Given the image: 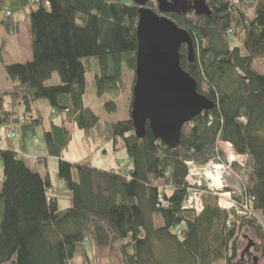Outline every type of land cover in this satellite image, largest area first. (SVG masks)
<instances>
[{"label": "trees", "instance_id": "1", "mask_svg": "<svg viewBox=\"0 0 264 264\" xmlns=\"http://www.w3.org/2000/svg\"><path fill=\"white\" fill-rule=\"evenodd\" d=\"M206 4L210 15H166L190 35L193 61L181 45L180 66L213 104L182 127L177 148L170 149L153 137L147 122L139 138L130 117L103 120L84 104L88 66L83 59L97 62L96 92L110 97L103 104L108 113L117 107L122 67L135 78L137 5L131 0H0V27L9 35L19 33L14 13L26 9L31 47L24 62L0 58L13 85L9 94H0V128L18 133L0 148V264H74L77 259L80 264H233L239 233L246 229L258 238L257 257L249 254L247 262L258 264V258L264 264V73L254 67L256 61L264 63V0ZM155 5L148 1V7L156 10ZM53 74L58 83L46 84ZM40 100L49 107L48 127ZM69 123L86 140L96 136L111 141L113 150L124 149L127 173L62 159L71 138ZM39 127L48 156L58 159L61 189L53 187L48 173L41 176L26 164L28 139ZM218 141L245 157L247 218H229L207 190L199 212L184 207L186 162L206 163ZM62 194L64 208L59 207Z\"/></svg>", "mask_w": 264, "mask_h": 264}, {"label": "water", "instance_id": "2", "mask_svg": "<svg viewBox=\"0 0 264 264\" xmlns=\"http://www.w3.org/2000/svg\"><path fill=\"white\" fill-rule=\"evenodd\" d=\"M138 6L136 64L130 118L137 137L145 123L153 137L170 149L177 148L182 127L208 111L213 104L196 90L195 80L180 66L179 49L193 61L192 40L166 15H210L206 0H131ZM239 264H246L240 262Z\"/></svg>", "mask_w": 264, "mask_h": 264}, {"label": "rangeland", "instance_id": "3", "mask_svg": "<svg viewBox=\"0 0 264 264\" xmlns=\"http://www.w3.org/2000/svg\"><path fill=\"white\" fill-rule=\"evenodd\" d=\"M156 9V5L154 6ZM250 14V11L247 12ZM0 33V44L3 42H6L7 39H12V46L8 49L10 56H12V61L10 63H21L26 61V59L21 58L19 55H23V53L19 54L16 50H13V47L18 50L16 47V41L14 42L15 37H9L6 33L1 31ZM236 41V40H235ZM23 52V50H22ZM5 59H8V55L4 56ZM1 58V56H0ZM1 60L4 62V60L1 58ZM21 61V62H19ZM5 63V62H4ZM83 63L86 65L87 68L85 71V95H84V104L91 107L96 113H98L103 120H108V121H117V120H124L128 119L130 117L128 113V102L130 98V88L132 83L134 82V78L132 73H130L124 66L121 69V79H122V85L120 87V91L117 93V96L114 98L117 103L116 110L113 113H108L105 108H104V103L105 100H110V97L107 96L106 94L103 96L97 95L96 92V87H95V75L99 73V68L97 65V62L94 58H85L83 59ZM255 69L257 71L264 73V63L261 61H256L254 63ZM58 80L55 74H53L52 78L46 82V84L51 85V84H57ZM13 90V85L11 84L10 80L7 78V75L0 64V94H9ZM11 98L10 95L5 97L6 101H9ZM39 107H40V114L44 118V127L49 126V107L45 105L43 100L38 101ZM22 120V119H20ZM58 119H53V121L57 122ZM22 122V121H20ZM68 127L71 130V138L68 143V146L63 150L62 152V159H71L74 161H79L80 163L87 164L92 167L96 168H101V169H114L117 173L120 174H126L127 173V165H128V156L127 153L124 149H117L113 150L112 149V142H102L98 137H91L87 138V140L84 138V134L81 132V130L74 124V123H69ZM5 130L3 132V135H0L2 138L0 141V146L7 144L8 140L15 139L18 137V133L14 130H7L6 128L2 127L0 130ZM8 133L14 134L12 138L7 139L5 136ZM36 136L39 137L40 143L38 138L33 137V140L31 141L32 137L28 139L27 142V148L28 152H40L43 150L44 147V136H43V129L41 127L37 128ZM36 138V139H35ZM35 140L37 141V144L34 142ZM100 140V141H99ZM4 142V144H3ZM14 143L16 144V140H14ZM33 143V145H32ZM39 143V145H38ZM36 150H34V146H37ZM217 150L219 152V159L220 162H226V153H224L225 148L224 146H217ZM215 154V151H214ZM25 156H28L25 154ZM29 157V156H28ZM33 161H36V155L30 156ZM215 161H218L216 156L214 157ZM245 160V157H243ZM48 160V173L51 177L53 185H59L60 183L63 185V182L58 178L57 176V164H58V159L57 158H51L47 159ZM208 162V161H207ZM207 162L204 164H196L192 161V166H187V175H191V173H194L198 177H188L190 183L193 180L196 183H199L196 187L195 190L192 191H197L198 194L195 195L197 199H200V202L202 203L201 200V195L202 191L207 190L212 192L213 194L216 193V185L211 182L210 179L206 177V173L208 170H206ZM242 163V161H241ZM217 164V163H216ZM234 164V163H233ZM236 165V163L234 164ZM217 166H220L221 168H224L225 170L227 169L224 163H218ZM238 167V166H237ZM232 172L229 175H225V173L222 175V186L226 185V188L224 190H227L228 188L235 189L237 188V183L235 181V173L237 171L236 168L232 166ZM190 171V172H189ZM223 171V169H222ZM245 174L246 171H242L240 174L242 182L245 181ZM225 177H227L225 179ZM187 178V177H186ZM220 181V180H219ZM218 181V183H219ZM186 182L188 183L187 179ZM189 184V183H188ZM217 184V183H216ZM244 184V183H243ZM233 185V186H231ZM231 186V187H230ZM190 187V186H189ZM207 187L211 188L212 190H209ZM191 188V187H190ZM232 189V190H233ZM192 191H189L190 193ZM233 193V192H232ZM217 197V203L219 200L218 195L214 194ZM60 201H59V207L64 208L67 205L66 198L67 196L62 194L60 195ZM195 205V204H194ZM197 205V203H196ZM219 206V205H218ZM233 210V209H231ZM242 216V215H240ZM243 218H247L246 216H242ZM258 238L256 237L254 231L252 229H246L243 230L239 233V238H238V246H237V256L235 260L233 261V264H239L240 262H244L246 264H250L247 261V258L250 254L251 257L255 258L257 255L254 252L255 244H257ZM248 250L247 253L245 251ZM256 263H260V260L256 258ZM3 264H11V262H5ZM74 264H80L79 259H77Z\"/></svg>", "mask_w": 264, "mask_h": 264}, {"label": "built area", "instance_id": "4", "mask_svg": "<svg viewBox=\"0 0 264 264\" xmlns=\"http://www.w3.org/2000/svg\"><path fill=\"white\" fill-rule=\"evenodd\" d=\"M5 14L8 15L9 11L8 9L4 10ZM22 119V118H21ZM14 136V134L12 133H8L6 134V138H12ZM1 137H0V141H1ZM36 139V138H35ZM34 142L35 144H37L38 140H35ZM224 146L225 151L224 153H226V162H220L219 159V152L217 150V146ZM1 148V146H0ZM215 154L213 153V156L208 160L207 162V166H206V170H208V172L206 173V177L208 179L211 180L212 183H214L216 186L215 191H217L216 195H218L219 200H218V205L220 208L224 209L225 211H227L229 213L228 217L231 218L233 215L236 217H240V215L242 216H246L249 217L251 215V212L249 211V199L250 197L245 195L244 193V185L242 182L243 180H241V178L239 177L241 172L245 170V160H244V156L238 155L237 153H235V151L233 150V148L231 147L230 144L228 143H224V142H216L215 145ZM218 159V161H215V157ZM242 161V163H241ZM218 163H224L226 166V170L224 168H221L220 166H217ZM236 163V165L234 164ZM192 161L186 162V165L192 166ZM232 166L234 168L237 169L236 173H235V181L237 183V188L235 187V189L231 188V189H227L224 190V188H226L225 186H222V175L225 173V175H229L232 172ZM238 166V167H237ZM223 169V171H222ZM190 172V171H189ZM187 181H188V196L187 199L185 200L184 203V207L188 208V209H193L196 212H199L202 209V203L200 202V199H197L195 195L198 194V190L197 191H192L195 190L197 186V184L194 182L193 180L189 181L188 177H198L197 175H195L194 173H191V175H187L186 176ZM227 177H225L226 179ZM220 180V181H219ZM219 181V183H218ZM217 183V184H216ZM191 188H190V187ZM233 186V185H231ZM230 186V187H231ZM209 190H212L211 188L207 187ZM233 189V190H232ZM189 191H192L191 193ZM233 192V193H232ZM197 203V205H196ZM195 204V205H194ZM233 209V210H231Z\"/></svg>", "mask_w": 264, "mask_h": 264}, {"label": "crops", "instance_id": "5", "mask_svg": "<svg viewBox=\"0 0 264 264\" xmlns=\"http://www.w3.org/2000/svg\"><path fill=\"white\" fill-rule=\"evenodd\" d=\"M25 10L26 9H24V10L22 9V10L17 11L16 13H14V19L20 20L19 33L17 35H9L7 33L6 34L9 37H15V39H16V40H14V42L16 41V47L18 48V50L15 49L14 47H13V50H16L18 52V54H19V51H21L20 53H23V55L20 54L19 56L21 58L29 60L31 58V47H30V37H29V19L25 15ZM1 31L4 32L2 27H0V33H2ZM10 46H12V39H7L6 42H4V43L2 42L0 44V56L4 60L5 63H10L12 61V58H13L12 56H10L9 51H8ZM22 50H23V52H22ZM6 55H8V59H5L4 56H6ZM19 62H21V61H19ZM57 124H60V120H58ZM4 131H5L4 129L0 130V135H3ZM69 131H70V134H71L70 128H69ZM33 137L38 138L39 143H40V139H39L38 136L34 135ZM39 143H38V145H39ZM3 144H4V142H3ZM5 145H2V147H5ZM32 145H33V143H32ZM38 145L33 147L34 150H36V148H38ZM44 147H45V145H44ZM26 154L29 156V157L25 156L26 164L32 170L38 172L41 176H44V175H46V173H48V170H47L48 169V166H47L48 165V160L47 159H51L53 157H49L48 156L46 147L43 148L41 153L40 152L39 153L38 152L29 153L28 152V148L26 146ZM33 155H36L38 157V159L36 161H33L31 159L30 156H33ZM44 157H45V159H44ZM66 160L70 161V162H79V161H74V160H71V159H66ZM48 176L50 178L51 184L53 185L49 173H48ZM62 186L63 185L61 183L59 185H53V187L59 188V189H61Z\"/></svg>", "mask_w": 264, "mask_h": 264}]
</instances>
